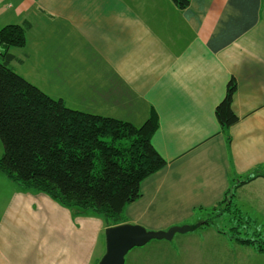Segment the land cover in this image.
Listing matches in <instances>:
<instances>
[{
    "label": "crops",
    "instance_id": "1",
    "mask_svg": "<svg viewBox=\"0 0 264 264\" xmlns=\"http://www.w3.org/2000/svg\"><path fill=\"white\" fill-rule=\"evenodd\" d=\"M188 1L0 0V28L27 26L25 47L11 50L26 80L71 109L138 127L156 112L152 143L166 165L124 216L159 231L204 222L227 195L237 208L264 206V0ZM232 79L239 122L224 130L215 112ZM106 229L0 176V264H99ZM239 249L224 264H264Z\"/></svg>",
    "mask_w": 264,
    "mask_h": 264
},
{
    "label": "trees",
    "instance_id": "2",
    "mask_svg": "<svg viewBox=\"0 0 264 264\" xmlns=\"http://www.w3.org/2000/svg\"><path fill=\"white\" fill-rule=\"evenodd\" d=\"M173 1L181 9L189 6L188 0ZM26 27L0 28V175L27 191L49 195L76 215L99 216L107 228L126 224L125 210L141 198L142 182L166 165L152 143L159 129L156 112L138 127L71 109L52 98L11 66V50L26 45ZM236 90L232 79L216 108L224 130L239 122L232 108ZM232 207L242 214L227 195L209 214ZM245 219L249 223L247 218L237 222ZM200 224L211 225V221ZM241 229L233 228L231 239L264 255L262 235L242 238Z\"/></svg>",
    "mask_w": 264,
    "mask_h": 264
},
{
    "label": "rangeland",
    "instance_id": "3",
    "mask_svg": "<svg viewBox=\"0 0 264 264\" xmlns=\"http://www.w3.org/2000/svg\"><path fill=\"white\" fill-rule=\"evenodd\" d=\"M50 92L57 97L70 102L68 93L59 89H52ZM238 202V207L241 208L242 214L239 212L237 213L234 207L227 211L218 209L205 218V220L211 221V225H202L193 232L177 234L172 241H152L144 247L135 248L127 255L126 264H138L139 260H143L141 264H224L225 253L232 247L249 250L247 251L248 254H246V257L249 256L247 258L252 256V258L254 257L256 261L257 254L259 258L263 259L264 255L259 253L254 247H245L236 244L231 238L234 236L233 228L240 230L243 226L244 229H241L242 234L239 235L240 237L255 239V234L258 233L261 234L264 239V206L263 204L258 205V202L255 201H252L253 203L251 204L248 199H244L241 204L240 201ZM239 218H247L249 219V223L246 219L245 221L237 222ZM252 218L254 220H259V223H257V226L259 227L258 230L255 229ZM197 219L194 218L192 220H188V222L186 224H182V226L197 225L199 224ZM142 227L148 231H159L149 229L146 226ZM214 234H221L226 237L225 239L218 238ZM207 236L210 238L206 239ZM184 242L189 246L188 248L186 247L188 254L187 252H183L181 249L182 243ZM222 244H224L227 248V250L224 248V255H222ZM143 248H146V251H144L145 249ZM255 250L257 251L256 254L254 253ZM251 252L252 254H250ZM171 253H174L173 258L176 260L174 263L170 262ZM227 257L229 256L227 255ZM226 264H232V262L228 261Z\"/></svg>",
    "mask_w": 264,
    "mask_h": 264
},
{
    "label": "water",
    "instance_id": "4",
    "mask_svg": "<svg viewBox=\"0 0 264 264\" xmlns=\"http://www.w3.org/2000/svg\"><path fill=\"white\" fill-rule=\"evenodd\" d=\"M201 224L174 226L167 231H148L141 225L121 224L105 230L106 249L99 264H125L127 255L135 248L152 241H172L177 234L193 232Z\"/></svg>",
    "mask_w": 264,
    "mask_h": 264
}]
</instances>
